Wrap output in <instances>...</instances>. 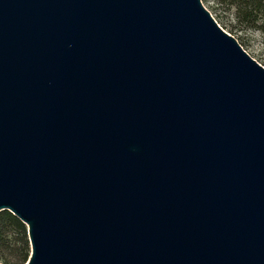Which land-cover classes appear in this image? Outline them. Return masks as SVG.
<instances>
[{
	"label": "water",
	"instance_id": "1",
	"mask_svg": "<svg viewBox=\"0 0 264 264\" xmlns=\"http://www.w3.org/2000/svg\"><path fill=\"white\" fill-rule=\"evenodd\" d=\"M24 264H264V66L201 0H0V212Z\"/></svg>",
	"mask_w": 264,
	"mask_h": 264
},
{
	"label": "trees",
	"instance_id": "2",
	"mask_svg": "<svg viewBox=\"0 0 264 264\" xmlns=\"http://www.w3.org/2000/svg\"><path fill=\"white\" fill-rule=\"evenodd\" d=\"M233 9L237 23L264 35V0H219ZM243 47V43L238 41ZM30 255L26 225L7 210L0 212V264H24Z\"/></svg>",
	"mask_w": 264,
	"mask_h": 264
},
{
	"label": "rangeland",
	"instance_id": "3",
	"mask_svg": "<svg viewBox=\"0 0 264 264\" xmlns=\"http://www.w3.org/2000/svg\"><path fill=\"white\" fill-rule=\"evenodd\" d=\"M217 23L228 33L243 43V49L264 66V35L254 28L237 23L233 9L219 0H201Z\"/></svg>",
	"mask_w": 264,
	"mask_h": 264
}]
</instances>
